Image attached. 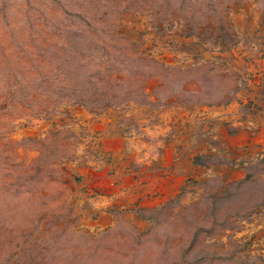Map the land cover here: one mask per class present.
I'll use <instances>...</instances> for the list:
<instances>
[{
  "label": "rangeland",
  "instance_id": "rangeland-1",
  "mask_svg": "<svg viewBox=\"0 0 264 264\" xmlns=\"http://www.w3.org/2000/svg\"><path fill=\"white\" fill-rule=\"evenodd\" d=\"M116 108L127 140L185 113L174 134L199 149L170 152L194 167L174 198L102 203L139 149L105 148L78 111ZM263 113L264 0H0V264H264Z\"/></svg>",
  "mask_w": 264,
  "mask_h": 264
},
{
  "label": "crops",
  "instance_id": "crops-1",
  "mask_svg": "<svg viewBox=\"0 0 264 264\" xmlns=\"http://www.w3.org/2000/svg\"><path fill=\"white\" fill-rule=\"evenodd\" d=\"M253 17L255 19V16ZM243 23L244 22H242V24ZM255 23H256L255 20L254 21L252 20V23L249 25H253ZM136 107L137 106L135 105L134 107H132L131 110L127 112L128 116L135 119L136 122L142 123L144 122L141 119L142 115H144L143 112L149 108H145V107L136 108ZM228 108H229L228 111H233V112H228L227 111ZM198 109L199 108L197 107V110ZM234 110L236 109L235 106L232 104L231 106H226V107L224 105L219 106L218 114H216L218 115V119H219L218 121H222L223 119H227V118H231V119L234 118L236 120L239 113L237 110L236 111ZM112 111L109 113L107 119H106V115L101 116L100 119L98 117V119L100 120V123L98 124H94L95 117L91 116L90 114H88L90 116L87 117L81 116L78 118L80 119L81 122L83 123L85 122V124L90 129H96V128L102 129L104 135L102 141H103V146L105 148H113L115 149V151L127 147L139 149L138 150L139 153H136V150H132L129 153V157L133 158V156L136 154L137 160L139 162H137L136 160L134 161H136V164L138 163L140 167L138 168V174H136L135 170H131V168L128 166L131 163L130 161L127 162L125 161V163L118 162L117 167L115 169V174L112 175L111 179L108 178V181H106L104 184L107 188L109 184H112V182H116L118 185L117 187L113 186V189H111V191L108 192V195L104 196L103 198L104 200L102 199V203L104 204V202H110V203L114 202V204H118L117 202H123V201H124L123 203H127L125 201L129 200L131 197L138 196L139 189L140 190L143 189L142 191L143 193H145L144 196H142L143 199L146 198L144 201H146L147 199H151L152 201L155 200L158 203L159 201L169 200L170 198H174L179 188L183 185L185 181L183 179L182 183L177 187L176 190H174L175 192L174 193L173 188L175 186L177 177L178 178L187 177L191 173V169H193L194 167L191 165V162L187 159V156L174 159L173 162L172 161L170 162L169 161L170 152L174 150L176 144L178 143L181 144L182 149L185 150L186 153L191 152L192 150L195 151L196 149H199L198 146H196V143L192 141L194 138L191 136V133L185 127L183 128L182 132H179L180 134L177 135L174 134L175 127L173 126V124L175 121H177L175 119L179 118L181 119V121H183L185 119L184 117L186 116L185 113H183L182 110L180 109H177L176 112H172L170 110H162V109L158 110L156 111L158 118L145 119L146 123H151L150 125H147L148 127L145 130V132H141L139 134L135 133L133 137H131L132 139L127 140L126 138H123L121 136L117 127L110 125L120 122L117 120L120 118L119 116H122L121 113H123V110H121V108H116V109H112ZM213 114H211V116H213ZM152 115H155V112ZM193 118L194 117H191L189 120L194 124ZM257 121H258L257 123L261 124L260 125V130H261L264 127V113L263 116H261V119L258 118ZM219 132H224V131H222V129L220 128ZM243 134H249V132L244 129H241L234 137H230L228 139L223 138V139L226 140L227 142L226 145L228 144L229 146H231L233 142L232 139L239 138ZM200 142H201L200 145L202 146L204 141L202 140ZM150 146L152 148L155 146L156 147L160 146V148H162L163 150L165 149L166 154L163 156L160 154L158 160H156V158L153 160L152 158L149 159L151 157V155L149 156L148 153V151H150L149 148ZM205 146L207 145L205 144ZM116 148H118V150ZM163 150H161V152ZM116 154H119V152ZM169 163L171 165H169ZM202 168L203 169L201 170H204V167ZM150 183L151 185L153 184V188L147 191L146 187ZM105 208L106 207H103L102 211H104ZM104 213L105 215L102 214L100 215L99 213L96 222L108 223L110 221L111 217L106 212Z\"/></svg>",
  "mask_w": 264,
  "mask_h": 264
},
{
  "label": "bare ground",
  "instance_id": "bare-ground-1",
  "mask_svg": "<svg viewBox=\"0 0 264 264\" xmlns=\"http://www.w3.org/2000/svg\"><path fill=\"white\" fill-rule=\"evenodd\" d=\"M137 108V107H136ZM235 109H236V107H235ZM122 110V109H121ZM86 111V110H85ZM119 111V110H118ZM79 112V114L81 115V116H83V117H87V116H90V115H88V114H86L85 112H84V110H79L78 111ZM113 112V111H112ZM131 112V111H130ZM115 113V112H114ZM121 113V112H120ZM140 113V112H139ZM78 116V115H77ZM80 116V117H81ZM238 117V116H237ZM92 118V117H91ZM105 118V117H104ZM92 121V120H91ZM244 136H246V134H243V135H241L239 138H238V141L240 142L241 140H242V138L244 137ZM261 140H262V138H261ZM125 141V140H124ZM144 157V156H143ZM182 181H183V177H179V178H177V180H176V182H175V186H174V188H173V192H174V190H176L177 189V187L182 183ZM110 186H111V184H109ZM168 193V192H167ZM175 193V192H174ZM170 195V194H169ZM150 203V202H149ZM151 204V203H150ZM99 223V222H98ZM101 224V223H100Z\"/></svg>",
  "mask_w": 264,
  "mask_h": 264
}]
</instances>
